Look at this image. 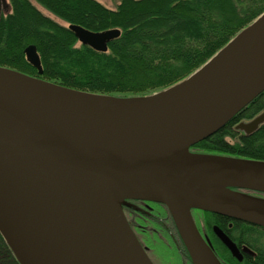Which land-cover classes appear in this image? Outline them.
<instances>
[{"label": "water", "instance_id": "95a60500", "mask_svg": "<svg viewBox=\"0 0 264 264\" xmlns=\"http://www.w3.org/2000/svg\"><path fill=\"white\" fill-rule=\"evenodd\" d=\"M68 28L100 53L122 33ZM25 55L42 74L36 47ZM263 91L264 13L188 78L149 96L84 92L0 67L1 237L19 264H153L122 209L139 199L167 207L192 264H220L191 210L264 228V199L234 190L264 193V161L191 148ZM263 122L264 113L238 129Z\"/></svg>", "mask_w": 264, "mask_h": 264}, {"label": "trees", "instance_id": "16d2710c", "mask_svg": "<svg viewBox=\"0 0 264 264\" xmlns=\"http://www.w3.org/2000/svg\"><path fill=\"white\" fill-rule=\"evenodd\" d=\"M35 1L68 25L92 32L120 29L121 36L109 44L108 53L77 46L72 31L29 0H10L12 13L0 20V67L113 96H148L182 82L264 13V0H120L116 9L96 0ZM31 45L40 56L42 74L26 59ZM263 110L264 91L196 148L264 161V125L250 136L234 131L240 121ZM0 264H19L1 235Z\"/></svg>", "mask_w": 264, "mask_h": 264}, {"label": "flooded vegetation", "instance_id": "af4514ba", "mask_svg": "<svg viewBox=\"0 0 264 264\" xmlns=\"http://www.w3.org/2000/svg\"><path fill=\"white\" fill-rule=\"evenodd\" d=\"M5 1L6 7H2L0 20L2 17H6L12 13V6L10 0ZM32 5L37 10H39L44 16H46L33 3ZM41 8L46 10L42 6ZM47 12L50 13L49 11ZM50 19L56 22L58 25L69 29L68 27L70 25L66 24L59 18L57 19L60 20L61 23L55 21L52 18ZM77 44H79V46H82L79 42H77ZM263 113L264 110L254 116L252 119H244L240 121L236 125L234 131H236V133H238V135L240 136L253 135L260 129L262 125H264V122L260 124L254 132L250 134H247L244 130L238 129V126L243 123H250ZM198 144L191 148V152L196 154L226 156L202 151L201 149L196 148ZM234 190L243 192L246 195L257 199H264V193L261 192L238 189ZM122 209L131 229L133 230L141 245L146 249V253L153 264H192L190 255L187 249H185V245V248L183 247L184 243L182 242V239H180L181 237L179 231L166 206L160 203L147 200L127 199L123 202ZM191 216L199 234L207 243V245L211 248L217 259L219 260L220 264H264L263 227L252 223H247L238 219L230 218L225 215L207 212L200 209H192ZM223 236H226L236 246L235 251L230 250L225 245L224 241L222 240ZM164 240L169 241L171 244V247L169 246V249L171 248L172 252L174 253L172 257L168 256V248L165 249L161 247V243H164ZM157 243L158 245H156Z\"/></svg>", "mask_w": 264, "mask_h": 264}, {"label": "rangeland", "instance_id": "374dc122", "mask_svg": "<svg viewBox=\"0 0 264 264\" xmlns=\"http://www.w3.org/2000/svg\"><path fill=\"white\" fill-rule=\"evenodd\" d=\"M9 1V0H8ZM98 1L100 4H102L103 6H105L106 8L108 9H116V7L120 4V0H96ZM30 2H32L38 9H40L46 16L54 19L55 21L57 22H60V20H58L57 18H55L53 15H51L50 13H48L46 10H44L43 8H41V6H39L37 4V2H35V0H30ZM79 46V44H77ZM168 89V88H167ZM160 92V91H159ZM157 93V92H156ZM154 94V93H153ZM152 95V94H151ZM113 96V95H111ZM149 96V95H148ZM115 97H124V98H127V97H141V96H134V95H118V96H115ZM227 141H229L230 143H235L236 140L235 139H230V138H227ZM158 245V243L156 244ZM169 246L171 247V244L169 241H166L164 240V243L162 242L161 243V247L162 248H168V256L169 257H172L174 255V253L172 252V249L170 248L169 249ZM159 247V246H158ZM156 259V258H155Z\"/></svg>", "mask_w": 264, "mask_h": 264}]
</instances>
